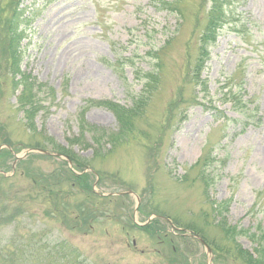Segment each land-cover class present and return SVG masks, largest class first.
Returning a JSON list of instances; mask_svg holds the SVG:
<instances>
[{"label": "rangeland", "instance_id": "374dc122", "mask_svg": "<svg viewBox=\"0 0 264 264\" xmlns=\"http://www.w3.org/2000/svg\"><path fill=\"white\" fill-rule=\"evenodd\" d=\"M174 1L19 0L11 56L0 0V264H264V0L224 1L204 93L208 0Z\"/></svg>", "mask_w": 264, "mask_h": 264}, {"label": "trees", "instance_id": "16d2710c", "mask_svg": "<svg viewBox=\"0 0 264 264\" xmlns=\"http://www.w3.org/2000/svg\"><path fill=\"white\" fill-rule=\"evenodd\" d=\"M225 0H208L205 3V7H206V20H205V24L202 30V34L199 36L198 38V44H197V55L193 61V63L188 65V72H187V77H189L188 81L190 84L194 85L195 87H199L201 89V92H206V81L201 79V73L205 68V63L208 61L209 55H208V49L215 44L216 39H217V35H218V31L221 30V28L223 27L224 24H226V21L229 17L228 13H225L224 10V2ZM18 2L19 0H12V3L10 6L7 7L9 14L7 13L6 17L3 20V27L5 28V32L7 34H10L11 37L8 40V46L10 47L8 52L11 54L12 56V52H14L13 49V45L14 43H12V40L14 38V35L12 37V34L16 33V23L15 22V17L17 15V9H18ZM177 3V0L174 1L173 3H164L165 6L167 8H165L166 10L170 11V12H175L177 13L179 16H181L180 14V9L178 11V7H174V4ZM179 5L181 2H178ZM170 41H167L165 43L164 47H168L170 45ZM15 55V53L13 54ZM148 79H152V77L150 75L147 76ZM153 80V79H152ZM182 95L180 94L178 96V101L181 102L182 101ZM230 102H233V95H231V97L229 98ZM176 109V106H175ZM232 109L235 111H238V113H242V110H237L238 108L233 105ZM171 112V113H170ZM172 114V107H169V116L171 117ZM126 115V113H125ZM45 158V156H44ZM207 162V159L204 157L201 159V161L199 160L197 162L196 165H198L199 163L202 165V167L205 166V163ZM25 163V161H21L18 162L19 166H22ZM24 167V166H23ZM60 173H58L57 178L55 180V184L53 185L52 182L50 180H48V175H42V177L39 179L40 181V185H45L48 183H51L54 187L57 186H62V184H71V186L73 185V181L76 180H81V184H82V188H81V192H79V194H82L84 196V199L86 201H83V205L81 206V208L79 209V213L77 215L78 221L77 222H82L84 223L82 225V227L78 228L79 231H82L84 234L86 232H88L91 229L90 223L92 221H94L95 219H93V217H95L96 215H101L103 212H101L100 210H98L97 205H95L94 203L89 204L88 202H92V200L96 199L97 196L93 195V193L90 190V186H91V181L89 179V176L87 175H83L80 178H77L73 175H71L67 169H65V165L64 164H60ZM204 169V168H203ZM25 172V170H23V173ZM53 181V180H52ZM71 186H69V188H71ZM89 198H93L90 201H88ZM109 198V197H108ZM57 199H58V194H57ZM102 200H105V198H102ZM105 204L101 205L104 206ZM79 214H80V218H79ZM149 227H152L153 230L149 229ZM147 228V232L148 234L154 235V233H158V236H161L163 233V227L160 225L159 221L155 222H151L149 224ZM188 230V229H186ZM144 232V230H141ZM145 233V232H144ZM163 235H166L165 233ZM168 236V235H167ZM233 231L232 230H226L225 231V241H230L232 243V238H233ZM182 238V237H181ZM187 240V239H186ZM237 253H239L237 251ZM241 253V252H240ZM246 253V252H244ZM256 253V252H255ZM225 254H226V250H225ZM245 257H243V261H240V264H262L260 254L252 259V257L250 255L247 254H243Z\"/></svg>", "mask_w": 264, "mask_h": 264}, {"label": "water", "instance_id": "95a60500", "mask_svg": "<svg viewBox=\"0 0 264 264\" xmlns=\"http://www.w3.org/2000/svg\"><path fill=\"white\" fill-rule=\"evenodd\" d=\"M27 153V152H26ZM25 153V154H26ZM24 155V154H23ZM23 157V156H22ZM21 157V158H22ZM21 158H16L17 160H20ZM197 240H198V242L205 248V251H206V253L207 254H209V250L206 248V246H205V244H204V242L202 241V240H200L199 238H196Z\"/></svg>", "mask_w": 264, "mask_h": 264}]
</instances>
